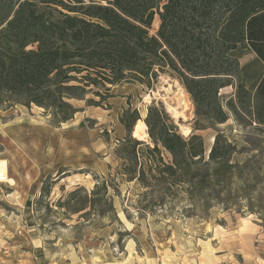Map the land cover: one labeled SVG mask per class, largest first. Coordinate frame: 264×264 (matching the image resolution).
Instances as JSON below:
<instances>
[{
    "label": "trees",
    "instance_id": "obj_1",
    "mask_svg": "<svg viewBox=\"0 0 264 264\" xmlns=\"http://www.w3.org/2000/svg\"><path fill=\"white\" fill-rule=\"evenodd\" d=\"M237 48L264 64V0H0V102L5 97L35 105L65 122L76 112L68 100L92 94L98 101L91 98L88 105L97 107L113 86H150L166 71L190 97L194 131L203 129L202 121L224 123L229 114L264 129V73L246 87L238 60L230 56ZM227 86L234 93L223 102L219 93ZM128 113L119 118L126 130L119 144L122 159L139 165L133 178L140 184L147 187L148 176L167 190L185 186L192 214L214 206L241 211L244 204L264 226L255 157L240 160L237 142L217 132L206 152L199 135L181 136L163 110L150 107L144 120L149 148L130 136L139 117ZM103 184L95 186L90 205L105 192Z\"/></svg>",
    "mask_w": 264,
    "mask_h": 264
},
{
    "label": "rangeland",
    "instance_id": "obj_2",
    "mask_svg": "<svg viewBox=\"0 0 264 264\" xmlns=\"http://www.w3.org/2000/svg\"><path fill=\"white\" fill-rule=\"evenodd\" d=\"M157 24L156 20L153 30ZM230 56L238 60L246 87L263 74L252 51L237 48ZM233 93L232 86L221 89V101ZM91 98L98 101L92 94L68 100L76 112L60 122L52 112L1 97L0 160L6 161L12 183L0 181V264H264V226L257 214L244 204L241 211L214 206L203 215L192 214L185 186L167 190L147 176L149 185L144 187L133 178L139 165L122 159L123 148L117 144L124 135L119 121L124 112L138 113L136 130L138 124L145 125L148 109L156 107L181 136L192 131L199 135L206 152L222 132L237 142L240 160L255 157L259 195L264 193L263 128L241 124L229 114L224 123L202 121L203 129L194 131L190 97L166 71L158 73L150 86L121 83L100 106L88 105ZM32 124L58 129L55 138L38 130L48 152L31 150L27 128ZM142 135L133 136L152 148L149 136ZM78 145L79 159L76 151L73 154ZM158 147L160 157L170 164L169 153ZM139 149L142 158L144 146ZM77 159L79 164L73 166ZM42 165L48 168L41 169ZM102 183L105 192L100 190L90 205L92 191Z\"/></svg>",
    "mask_w": 264,
    "mask_h": 264
},
{
    "label": "crops",
    "instance_id": "obj_3",
    "mask_svg": "<svg viewBox=\"0 0 264 264\" xmlns=\"http://www.w3.org/2000/svg\"><path fill=\"white\" fill-rule=\"evenodd\" d=\"M260 61V60H259ZM261 62V61H260ZM262 63V62H261ZM262 65H263V69H264V64L262 63ZM263 73H264V70H263ZM119 86V85H118ZM117 86H113L112 88H111V92L113 91V89L114 88H116ZM182 87V86H181ZM183 89V88H182ZM184 90V89H183ZM185 92V91H184ZM186 94V93H185ZM187 95V94H186ZM40 113V112H39ZM41 114V113H40ZM137 122H139V120L137 121ZM143 124V123H142ZM121 125V124H120ZM135 125H136V123H135ZM135 125L133 126V128L131 129V132H130V136L132 137V138H134V136L133 135H135L134 134V132H135ZM122 126V125H121ZM145 126V125H144ZM123 127V126H122ZM146 128V127H145ZM28 130H29V132H30V138L29 139H31L32 141H33V143H32V147H31V150L32 151H36V150H41L42 148H43V146H44V141H45V138H39L40 136H39V132H38V130H40V134L41 135H52V137H56V135H58L57 133V131H58V129L57 128H54V127H51V126H47V125H42V124H40V125H34V124H32V125H30V128H27ZM123 130H124V135L120 138V140H117V144H119V142L120 141H122L125 137H126V130H125V128L123 127ZM145 130V129H144ZM146 131H147V128H146ZM75 134V133H74ZM148 135V133L146 134V136ZM142 136H144V135H142ZM29 139H28V137H27V140L29 141ZM134 139H136V138H134ZM136 140H138V139H136ZM138 141H141V140H138ZM56 147H57V144L55 145ZM75 151L77 152V154H76V156L78 157V159H79V153H80V151H81V149H80V146L78 145L77 147H76V149H74V152H73V154L75 155ZM46 152H48L47 151V149H45V148H43L42 149V153H46ZM77 159V162H75V160L73 161V166H75L76 164H79V160ZM29 166H30V164H29ZM50 166V165H49ZM63 167H65V166H63ZM40 168L41 169H47L48 168V166H46V165H42V166H40ZM108 169V168H107ZM11 171H12V169H10ZM0 181H6V182H9V183H12V180L11 179H8L7 178V175H6V161L5 160H0Z\"/></svg>",
    "mask_w": 264,
    "mask_h": 264
},
{
    "label": "bare ground",
    "instance_id": "obj_4",
    "mask_svg": "<svg viewBox=\"0 0 264 264\" xmlns=\"http://www.w3.org/2000/svg\"><path fill=\"white\" fill-rule=\"evenodd\" d=\"M144 129H145L144 124L140 123V124L137 125L134 134H135V135H140V134L146 135Z\"/></svg>",
    "mask_w": 264,
    "mask_h": 264
}]
</instances>
